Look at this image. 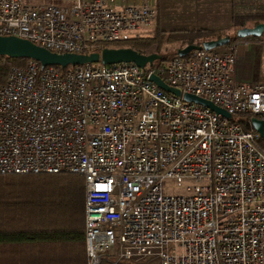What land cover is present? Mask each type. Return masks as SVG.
Segmentation results:
<instances>
[{"label": "built area", "instance_id": "1", "mask_svg": "<svg viewBox=\"0 0 264 264\" xmlns=\"http://www.w3.org/2000/svg\"><path fill=\"white\" fill-rule=\"evenodd\" d=\"M53 1L0 0V34L90 53L145 38L157 16L153 0ZM236 59L233 43L144 68L26 59L0 85V174L83 176L86 264H264V151L232 120H264V81L233 82Z\"/></svg>", "mask_w": 264, "mask_h": 264}, {"label": "trees", "instance_id": "2", "mask_svg": "<svg viewBox=\"0 0 264 264\" xmlns=\"http://www.w3.org/2000/svg\"><path fill=\"white\" fill-rule=\"evenodd\" d=\"M162 8L158 6L161 16ZM237 22V29L244 21L230 12ZM258 21L255 22L257 24ZM180 40L190 46H199L204 40L219 37L208 27L179 29ZM156 34V33H155ZM239 37L230 36V42ZM255 36L245 37L254 39ZM108 47H131L141 53L158 52V36L149 35L139 40L117 41ZM228 43V44H229ZM227 44V45H228ZM155 46L156 50L149 49ZM160 50V49H159ZM161 58L153 66L178 54L159 53ZM25 58L0 56V85L6 81L10 69L22 66ZM60 72L62 69L55 66ZM250 115H236L244 130H251ZM258 146L264 151V140L257 137ZM84 178L72 173L0 174V264H86ZM101 264H115L103 260ZM117 264H132L119 261Z\"/></svg>", "mask_w": 264, "mask_h": 264}, {"label": "rangeland", "instance_id": "3", "mask_svg": "<svg viewBox=\"0 0 264 264\" xmlns=\"http://www.w3.org/2000/svg\"><path fill=\"white\" fill-rule=\"evenodd\" d=\"M186 1V5L175 2L170 8L168 6L166 9L163 6L161 16H159L158 9L156 8L157 16L148 28L145 36H158L162 44L159 48L160 50L158 49L159 53L171 55L175 51H179L187 46L185 42L180 40L183 32H175L173 30L208 27L215 30L217 35L236 36L237 22H234L232 19L229 20L226 17L227 7L231 4L226 5L225 0H211L210 3L209 0ZM234 13L237 14V12ZM255 22L256 21L251 18L246 17L244 24L245 26H253ZM156 24H158V26ZM154 26H156L154 29L156 34H153L151 30ZM110 44L111 46L116 45L115 42ZM233 44L236 46V58L238 57L236 59L237 62H235V73L237 76L251 83L263 81L264 53L260 55L258 46H262V50H264V33L254 39L238 38ZM149 50H156V47L152 46ZM165 184H171V181L167 180ZM111 259L112 261H116L117 258L116 256H111Z\"/></svg>", "mask_w": 264, "mask_h": 264}, {"label": "water", "instance_id": "4", "mask_svg": "<svg viewBox=\"0 0 264 264\" xmlns=\"http://www.w3.org/2000/svg\"><path fill=\"white\" fill-rule=\"evenodd\" d=\"M263 33L264 21L258 22L253 26H244L236 30V36L239 38L249 36L258 37ZM229 42L230 36L225 35L215 39L204 40L201 45L204 49L210 50L223 47ZM191 47L192 46L190 45L184 47L178 51V54H185ZM0 56L34 59L40 63L41 68L53 65L59 66L62 69L67 66H77L89 63L114 64L119 62H133L137 66L144 68L147 64L151 66L154 61L161 58L159 53H141L131 47H105L101 51H92L90 53H56L37 45L28 39L14 35L2 34H0ZM148 78L163 90L173 95L180 94L179 89L169 86L156 74L151 73ZM183 98L188 102L204 105L216 114H219L227 119L232 118L226 110L213 104L207 99L188 93H184ZM250 123L252 128L258 133L259 137L264 140V120L252 117L250 119Z\"/></svg>", "mask_w": 264, "mask_h": 264}, {"label": "crops", "instance_id": "5", "mask_svg": "<svg viewBox=\"0 0 264 264\" xmlns=\"http://www.w3.org/2000/svg\"><path fill=\"white\" fill-rule=\"evenodd\" d=\"M225 1H226V5L231 4L230 6L227 7V10H226L227 19L231 20L230 12H232L233 15H236L237 17H241V19L243 21L246 20V17L247 18H251L252 20L258 21V22L259 21H264V0H225ZM53 2L58 4V5H61V6L70 5L69 1L56 0V1H53ZM175 2L180 3L182 5H186L187 4L186 0H153V3H154V5H155V7L157 9H158V6H160L161 8L164 6L166 9L169 6V8H170V7H172L175 4ZM210 2H211V0H209V3ZM234 12H237V14L234 13ZM158 24H159V21H158ZM158 24H156V25L158 26ZM155 27L156 26H154L153 29L150 28L152 30L153 34L156 33L155 30H154ZM150 29H149V31H150ZM218 36L222 37L223 35H218ZM219 37H214V38H211V39H215V38H219ZM258 47H259V49H258L259 53L261 55L262 53H264V50H262V46H258ZM236 62H237V60H236ZM235 64L233 66V71L231 72V77L233 79V82H237V83H251V82H247V81H245V80H243V79H241V78H239L237 76V74L235 73V70H236L235 69Z\"/></svg>", "mask_w": 264, "mask_h": 264}]
</instances>
